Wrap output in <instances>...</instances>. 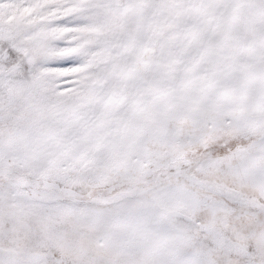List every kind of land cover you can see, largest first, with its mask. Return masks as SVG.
Returning <instances> with one entry per match:
<instances>
[{"label":"snow or ice","instance_id":"1","mask_svg":"<svg viewBox=\"0 0 264 264\" xmlns=\"http://www.w3.org/2000/svg\"><path fill=\"white\" fill-rule=\"evenodd\" d=\"M0 264H264V0H0Z\"/></svg>","mask_w":264,"mask_h":264}]
</instances>
